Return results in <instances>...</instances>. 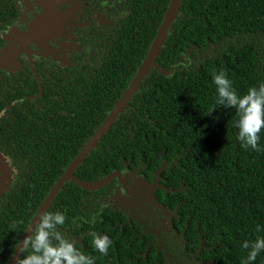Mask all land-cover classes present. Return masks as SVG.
Masks as SVG:
<instances>
[{
    "label": "trees",
    "instance_id": "1",
    "mask_svg": "<svg viewBox=\"0 0 264 264\" xmlns=\"http://www.w3.org/2000/svg\"><path fill=\"white\" fill-rule=\"evenodd\" d=\"M17 1L0 0V26ZM170 1L134 0V14L128 18L135 30L121 47L125 66L131 61L137 68L144 58ZM155 62L168 74L156 67L143 76L125 110L78 165L77 177L93 181L125 168L138 170L147 180L158 176L166 187L158 188L155 197L173 215L172 252L185 247L189 261L193 253L202 260L196 264H243L247 250L242 243L264 236V231H256L258 224L264 228V130L261 151L241 147L236 109L215 103L213 72L226 70L239 94L264 83V0H180ZM16 116V123L7 115L0 117V146L19 169L17 184L9 192L12 201L4 195L0 203V223L11 220L13 251L57 182L62 165L70 162L59 161L64 149L57 145L61 132L53 125L38 122L39 116L32 123L22 113ZM80 148L76 146L70 157ZM26 163L33 169L24 176ZM111 182L91 190L66 180L46 211L66 214L68 209H81L83 203H105ZM91 208L108 216H90L81 225L86 230L85 246H76L92 256L94 264H149L150 255L158 256L156 251L149 252L148 259L137 256L144 247L141 237L132 235L142 232L140 226L124 223L110 207ZM64 229L72 231V225L65 221L60 226L66 236ZM101 231L113 241L107 255L93 246L94 235ZM7 234H2V240ZM8 259L0 256V264ZM250 264H264V252Z\"/></svg>",
    "mask_w": 264,
    "mask_h": 264
},
{
    "label": "flooded vegetation",
    "instance_id": "2",
    "mask_svg": "<svg viewBox=\"0 0 264 264\" xmlns=\"http://www.w3.org/2000/svg\"><path fill=\"white\" fill-rule=\"evenodd\" d=\"M151 6L153 8L154 3ZM133 8L134 0H60L56 25L48 27L49 30L41 28L37 35H31V24L44 13V4L38 0H18L1 22L0 90L3 94H0V111H5L7 118L15 123L19 120L16 116L19 113L30 123L39 116L38 122L43 125L50 123L61 132L56 138L57 145L64 149L59 161L70 162L62 165L59 178L91 139L94 133L89 131H96L117 107L147 55L139 60L135 68L131 61L125 66L121 54L127 35L135 30L128 18L134 14ZM155 12L156 9H152V15ZM156 67L155 62L148 73ZM123 110L125 106L117 115ZM76 146L81 148L77 155L70 157L69 153L76 152ZM0 154L1 203L4 195L7 201H12L9 192L17 184L19 169L6 148L0 146ZM78 165L73 170L76 178ZM60 168L61 164L58 163L57 169ZM25 169L24 176L32 174L33 167L29 163H26ZM119 172L120 177L116 175L112 182L109 181L111 183L103 199L105 203H83L77 211L68 209L66 221L72 225V231L64 229L66 237L84 247L82 237L86 235V230L81 225L90 216H108L107 212H101L99 208L93 211L91 207H101L103 210L110 207L117 211L124 223H135L142 229L140 234L132 235L134 238L141 237L144 247L137 256L148 259L149 252H158V256L150 255L149 264L200 263L202 260L197 253H193L189 261L184 254L185 247L176 254L172 252L170 233L174 227L173 215L155 197L158 188L166 187L159 177L147 180L138 170L130 168ZM90 222L93 220L90 219ZM1 225L0 248H4L6 254L0 249V256L4 260L10 256L5 263L9 264L28 227L13 251L10 247L11 220L10 224ZM3 233H8L5 240H2ZM90 233L94 232L90 230ZM99 233L105 234L104 231ZM2 242L7 245L2 247Z\"/></svg>",
    "mask_w": 264,
    "mask_h": 264
},
{
    "label": "clouds",
    "instance_id": "3",
    "mask_svg": "<svg viewBox=\"0 0 264 264\" xmlns=\"http://www.w3.org/2000/svg\"><path fill=\"white\" fill-rule=\"evenodd\" d=\"M213 83L217 92L216 105L235 108L237 111L236 138L241 147L261 151L259 141L260 133L264 130V83L251 86L246 93L239 94L224 69L213 72ZM4 115L5 111H0V117ZM66 218L65 212L59 210L41 213L31 234L25 236L22 246H19L21 256L17 258L16 264H94V258L80 251L75 241L60 230ZM256 231H264V228L258 224ZM112 243L106 234H95L93 237V246L102 255L108 254ZM242 248L247 250L243 264L254 262L264 252V236H258L251 242L244 241Z\"/></svg>",
    "mask_w": 264,
    "mask_h": 264
},
{
    "label": "water",
    "instance_id": "4",
    "mask_svg": "<svg viewBox=\"0 0 264 264\" xmlns=\"http://www.w3.org/2000/svg\"><path fill=\"white\" fill-rule=\"evenodd\" d=\"M41 3L44 4L45 11L39 17L38 19L34 20V22L31 24V35H37V32L41 28H46V30H49L48 27L55 26L58 17H57V8L58 3L60 0H38ZM180 0H171L170 4L164 14V19L162 23L159 26L158 32L155 36V39L150 47V49L147 52L146 57L144 58V61L142 62L141 66L139 67L138 73L134 78V81L132 82L131 86L126 90L123 98L120 100L117 107L111 112V114L105 119V121L100 125V127L94 132L91 139L87 142V144L84 146L83 150L80 151L78 156L75 158V160L70 164L66 172L63 173V175L57 180L56 184L52 187L50 193L46 196L43 203L40 205L36 215L31 220L27 231L23 235L21 242L23 241L24 237L27 235H30L32 232V229L34 228L37 220L39 219V216L41 213L45 212L47 207L50 205L52 199L54 198L55 194L59 191V189L63 186V183L66 180H73L78 182L80 185H82L85 188L94 190L97 189L103 185H105L108 181H110L114 176L120 177L119 171H114L107 176H105L102 179L93 180V181H82L76 178L73 175L74 168L83 160L84 156L87 154V152L96 145L97 141L102 137L104 132L108 129V127L113 123L114 119L117 117V114L124 108L128 100L130 99L131 94L137 90L139 83L141 82L144 75H146L149 71V68L154 65V60L156 55L159 53L160 48L163 45V41L165 38V35L168 32V29L174 20L176 13L179 9ZM158 68L164 73L168 74V71L165 69H161L159 66ZM2 155L0 154V158ZM20 242V244H21ZM17 247L16 252L14 253L11 261L9 264H15L17 258L20 256L19 252V246ZM22 246V244H21Z\"/></svg>",
    "mask_w": 264,
    "mask_h": 264
}]
</instances>
